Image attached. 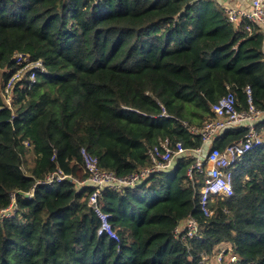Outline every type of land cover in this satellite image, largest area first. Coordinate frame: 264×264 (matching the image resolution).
I'll return each instance as SVG.
<instances>
[{
  "label": "trees",
  "instance_id": "obj_1",
  "mask_svg": "<svg viewBox=\"0 0 264 264\" xmlns=\"http://www.w3.org/2000/svg\"><path fill=\"white\" fill-rule=\"evenodd\" d=\"M19 54L49 74L17 87L9 108L2 89ZM247 86L264 110V32L230 23L213 0H0V210L17 207L0 219V264H198L224 249L229 264H264V145L237 166L234 196L211 202L210 216L200 207L205 175L191 178L185 156L135 189L104 190L119 242L98 236L93 187L41 184L58 170L86 179L83 148L126 177L150 165L161 139L199 147L182 122L213 120L229 90L247 107ZM246 132L228 129L214 147ZM189 217L198 242L174 237Z\"/></svg>",
  "mask_w": 264,
  "mask_h": 264
},
{
  "label": "built area",
  "instance_id": "obj_2",
  "mask_svg": "<svg viewBox=\"0 0 264 264\" xmlns=\"http://www.w3.org/2000/svg\"><path fill=\"white\" fill-rule=\"evenodd\" d=\"M200 0H194L198 2ZM228 21L236 26L245 23L248 32L254 31L259 26L264 31V0H251L249 9L241 7H227L225 9ZM18 69L10 76L2 89V95L6 105L12 108L13 95L17 87L23 88L34 84L42 75L49 74L42 60H32L24 54L17 56ZM247 98V107L238 106V98L233 90L212 105L215 114L213 120L208 121L202 127L190 126L187 122L183 125L193 135L202 139V145L196 148H187L181 142L173 143L169 138L161 139L159 143L150 147L147 151L150 165L134 172L126 177H119L115 172L102 170L99 159L92 155L86 148L81 150L83 158L84 173L87 178L78 180L70 175H65L61 170L48 175L43 185H56L70 179L78 183L80 187L91 186L94 192L89 198L90 208L97 214L100 220L98 229L99 237H107L116 242L120 241L118 232L111 222V215L104 211L101 198L106 189L112 191H123L127 188L135 189L145 181L169 171L177 159L185 156L194 160L189 170L192 178L194 170L205 175V184L201 191L200 207L206 216H210L209 205L214 200L231 198L235 194L234 182L237 166L243 162L253 151L264 145V135L259 124L264 123V110H260L254 104L253 90L247 86L244 90ZM128 110H133L128 108ZM139 112L137 110H134ZM145 116L157 117L141 113ZM166 117H171L164 113ZM246 127L244 137L224 150L214 147V142L223 132L228 129ZM34 192V190H32ZM28 196H33L28 193ZM14 203L7 209L0 210V219H10L16 212ZM200 224L198 220L189 217L179 224L174 230V237L180 241L201 240ZM226 250L219 251L214 257L204 254L198 264H229L226 261ZM212 258V259H211ZM230 261L235 262L236 257L230 256Z\"/></svg>",
  "mask_w": 264,
  "mask_h": 264
},
{
  "label": "crops",
  "instance_id": "obj_3",
  "mask_svg": "<svg viewBox=\"0 0 264 264\" xmlns=\"http://www.w3.org/2000/svg\"><path fill=\"white\" fill-rule=\"evenodd\" d=\"M218 3L224 10L227 7H241L249 9L251 7V0H213ZM255 29H259L264 32L263 29L259 26H256Z\"/></svg>",
  "mask_w": 264,
  "mask_h": 264
},
{
  "label": "rangeland",
  "instance_id": "obj_4",
  "mask_svg": "<svg viewBox=\"0 0 264 264\" xmlns=\"http://www.w3.org/2000/svg\"><path fill=\"white\" fill-rule=\"evenodd\" d=\"M224 250H225V249H224ZM213 257H214V256H213ZM213 257H212V258H213ZM212 258H211V259H212Z\"/></svg>",
  "mask_w": 264,
  "mask_h": 264
}]
</instances>
